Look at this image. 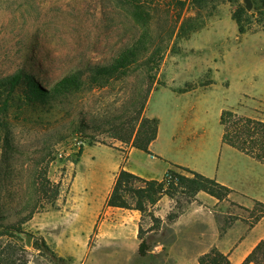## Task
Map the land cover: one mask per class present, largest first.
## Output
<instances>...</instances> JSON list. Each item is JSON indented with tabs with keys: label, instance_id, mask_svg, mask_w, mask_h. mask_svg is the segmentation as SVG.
Instances as JSON below:
<instances>
[{
	"label": "rangeland",
	"instance_id": "obj_1",
	"mask_svg": "<svg viewBox=\"0 0 264 264\" xmlns=\"http://www.w3.org/2000/svg\"><path fill=\"white\" fill-rule=\"evenodd\" d=\"M252 2L248 12L243 0H0V81L23 71L50 90L64 76L85 72L86 83L81 91L51 93L44 99L22 85L7 104L3 103L5 97L0 101V264H77L72 258L60 257L45 237L67 229L73 234L80 229L84 233V237L73 239V247L90 252L88 264H196V254L213 240L208 223L213 216L224 234L239 219L246 228L264 215L261 205L252 209L239 206L224 190L216 189L224 196L223 204L207 202L213 196L190 188L186 179L194 180L192 174L172 168L174 178L157 186L153 202L139 200L132 192L124 194L133 208L139 201L144 205V211H139L140 237L146 239L150 251L142 257L130 238H123L125 243L120 239L124 229L130 230L129 224L120 225L115 215L106 214L103 198H98L101 205L97 207L88 191L80 193L88 197L86 203L73 192V186L81 191L107 186L106 193L110 186L114 189L113 175L109 173L104 181L101 176L116 161L118 155L113 150L133 147L138 131L140 143L145 144L151 126L141 127L136 118L150 89L153 93L172 86L182 92L214 82L210 73L197 69L189 45L194 33L219 15L229 18L240 6L249 13L244 36L264 32L263 0ZM135 4L143 17L141 24L132 15ZM230 21L236 29V23ZM138 37L148 48L151 61L144 71L92 86L87 63L111 61ZM225 48V70L216 84L201 92L207 117L184 115L181 119L180 129L195 128L200 135L186 146L171 147L164 139L157 145L170 153L169 163L199 170L216 167L220 156L221 169L227 167L228 182L246 186L249 157L222 148L217 110L224 93L230 103L242 93L264 95V37H247L240 42L231 38ZM193 68L197 70L192 73ZM235 109L242 116L264 120V100L244 99ZM172 129L167 120L163 130L168 134ZM81 131L87 137L79 155ZM147 166L161 176L166 165L149 161ZM143 180L134 182L132 188L147 190L145 182L152 180ZM258 188L264 195V185L247 191L253 193ZM94 210L99 217L87 228V217ZM223 212L227 214L223 216ZM31 213L32 218L21 226L22 234L8 230L9 224ZM104 222L105 233L99 236Z\"/></svg>",
	"mask_w": 264,
	"mask_h": 264
},
{
	"label": "crops",
	"instance_id": "obj_2",
	"mask_svg": "<svg viewBox=\"0 0 264 264\" xmlns=\"http://www.w3.org/2000/svg\"><path fill=\"white\" fill-rule=\"evenodd\" d=\"M231 19L234 21L232 15L229 18L219 15L218 17H215L214 21L206 28L194 33L189 40V45L193 49L192 55L198 62L197 69H200L202 74L210 73L212 79L214 80V82L209 86L216 84L218 75H220L225 70L227 55L226 48L224 49V46L228 44L231 38H237L240 42L243 38L247 37H264V32H254L247 36H244L245 34L241 35L239 33L237 23L234 21L236 23L235 29L234 25L230 21ZM197 69L193 68L191 72L193 73ZM209 86L195 87L191 90L182 92L175 90L172 86H163L155 90L151 94L144 112L145 117L149 119L156 118L159 120L157 138L149 147L150 153L144 152L132 146H130L125 151L122 148H115L113 152L118 155L116 157V161L111 164L108 170L105 171V173L101 176V179L104 181L105 177L111 173L113 175L112 184L114 185L121 171L125 170L146 180L160 181L164 178L166 172L172 168H186L197 172L206 178L214 180L218 184L230 190V194L228 196L229 199H232V201H234L239 206L252 209L253 206L257 204L264 205V195L262 194L263 192L259 190V188L253 191V193L247 191L252 186L264 185V164L255 158L225 144L223 142V128L220 124V118L224 110L235 109L244 99L252 101L264 100V95L257 96L254 94L252 95L242 93L236 102L230 103L227 94L224 93L222 104L217 110L221 128L222 148H228L229 150H233L243 156L249 157L250 178L246 186H233L228 182L226 175L227 167L225 170L221 169L220 156L218 157L216 167H204L199 170L198 168L189 165L187 166L180 163H169L167 156L170 155V153L167 151V149L159 148L157 145L160 140L164 139L170 144L171 147H176L178 145L186 146L194 137L200 135V132L195 131V128H189L186 130L180 129V125L182 124L181 119L184 118V115H189L190 117L194 116L200 119H205L207 117L208 113L202 110L203 95L201 92ZM154 100L156 101L155 104H153ZM167 120L171 121V124L173 125V129L168 134L163 130L164 123ZM192 147L193 146H190V148ZM125 154H127V156L124 159L123 155ZM149 161H155V163H163L166 165L163 168V173L161 176L154 174L149 169L147 166ZM75 187L76 186H73V192L75 195L79 196L81 200H84L85 203L88 201V197L86 198L80 193L88 191L90 194H92L94 196L92 201H94V205H97V207L101 205L98 202L100 201L98 198H103L107 206V200L113 189V186H110L109 191L106 193L107 186H89L83 191H81L82 189L75 190ZM211 199L212 200L208 199L206 201L212 203L213 205H221L225 202V200L221 201L214 197H211ZM109 213L110 215L113 214L118 218V223H120V225L126 226L129 224L128 228L130 230L124 229V232H121L119 237L120 239L130 238L129 240L131 242L133 241L137 250H139V211L107 206L106 214ZM99 214L100 213L98 210H94L89 214L87 217V228L90 227V224H95L97 222ZM226 214V212L222 213L223 216ZM209 220L210 221L208 223L212 229L213 240L211 241L209 247L200 249V251L196 254V264H199V258L201 255L208 253L213 248H217L222 253L227 255L232 264H243L245 263L246 259L255 251L258 245L264 241V217H261L252 226L246 227L247 229L243 228L245 227L244 221L239 219L237 223L227 229L224 234L220 233V225L214 216ZM131 224L133 225L132 227ZM105 226L106 224L104 222L100 228L99 236L104 235ZM64 231L65 232L58 230L54 234V237L47 235H45V237L51 244L54 245L56 252L60 257L72 258L77 264H88L91 259L90 252L87 250H78L73 247V239L76 236L84 237V233L80 232L81 229L78 230L76 234L70 233L68 229ZM122 242L125 243L126 240L123 239ZM248 264L255 263L251 262Z\"/></svg>",
	"mask_w": 264,
	"mask_h": 264
},
{
	"label": "trees",
	"instance_id": "obj_3",
	"mask_svg": "<svg viewBox=\"0 0 264 264\" xmlns=\"http://www.w3.org/2000/svg\"><path fill=\"white\" fill-rule=\"evenodd\" d=\"M264 4V0H263ZM138 4H135L132 15L135 19V22L142 23V15ZM249 13L240 6L236 12L232 15L233 20L237 23L239 28V33H247V26L245 23H249ZM245 18V19H244ZM173 32V31H172ZM148 48L144 45L142 37H138L130 46H123L121 50L116 54V56L107 63H87L86 68L87 72L90 73L88 78L89 83L93 86H101L106 83L108 80L116 76H126L129 73L134 71H144L145 66L149 64ZM85 72H77L64 76L58 83L54 86L53 89L45 90L42 86L37 85L34 76L26 74L23 71H20L13 76L3 79L0 81V101L7 104V99L9 96H12L19 87L22 85H27L29 88H32V94L38 96L39 98H47L49 94L52 93H63L69 94L77 91H81L84 85L83 76ZM86 84V83H85ZM158 89V88H157ZM156 89V90H157ZM146 101L141 103L138 110V117L136 118L138 122H141V127L151 126V133L145 139V144L140 143V131L136 135V140L133 142V147L142 150L144 152H149L150 145L156 140L158 132V119H149L144 116V112L149 101V98L152 94V89L147 93ZM7 95V96H6ZM220 124L223 128V142L264 164V121L254 117L242 116L238 113L236 109H228L222 112L220 118ZM134 134V133H133ZM133 136V135H132ZM79 137L83 141L82 146L79 149V155L83 153L84 139L87 137L84 132H79ZM115 139L125 142L122 137L117 135L114 136ZM132 139V137H131ZM88 145H92V142H89ZM187 173L192 174L195 179L189 180L184 177L181 179H186L190 182V188L195 189L196 191H205L211 196L221 200L223 195H221L216 189L224 190L227 193V196L230 194V190L218 184L216 181L211 180L202 176L201 174L191 171L186 168H179ZM170 173H173L172 170H169ZM144 180L134 174L129 173L128 171H121L119 174L115 187L108 198L107 206L117 207L127 210H138L143 212L144 205L141 201L137 203L134 208L128 204L127 200L124 197L125 193L132 192L137 195L139 200L147 199L150 202L154 201V196L157 193V186H163L164 182H167L166 179H163L161 182L157 180H152L145 182L146 189L134 190L132 188L134 182H141ZM260 205V204H259ZM264 208V205H261ZM33 213L29 214L22 221L18 223H12L8 225V230L12 234H22L21 226L25 224L32 218ZM264 217V215H262ZM3 216H0V220ZM261 218V217H260ZM258 218L257 221L260 219ZM141 236V228L139 231V238L141 240L139 245V254L144 257L150 251L148 242L145 238ZM254 262L255 264H264V241L261 242L255 251L246 259L245 263L248 264ZM199 264H232L229 257L222 253L219 249L213 248L208 253H205L200 256Z\"/></svg>",
	"mask_w": 264,
	"mask_h": 264
},
{
	"label": "water",
	"instance_id": "obj_4",
	"mask_svg": "<svg viewBox=\"0 0 264 264\" xmlns=\"http://www.w3.org/2000/svg\"><path fill=\"white\" fill-rule=\"evenodd\" d=\"M244 4H245V8L248 12H250L253 8V2L252 0H243Z\"/></svg>",
	"mask_w": 264,
	"mask_h": 264
},
{
	"label": "built area",
	"instance_id": "obj_5",
	"mask_svg": "<svg viewBox=\"0 0 264 264\" xmlns=\"http://www.w3.org/2000/svg\"><path fill=\"white\" fill-rule=\"evenodd\" d=\"M173 178H174L173 173H170L169 171L166 172V174H165V176H164V179L170 181V180H172Z\"/></svg>",
	"mask_w": 264,
	"mask_h": 264
}]
</instances>
